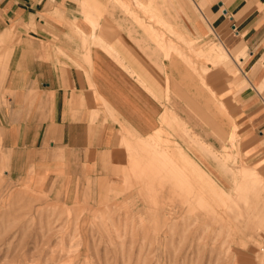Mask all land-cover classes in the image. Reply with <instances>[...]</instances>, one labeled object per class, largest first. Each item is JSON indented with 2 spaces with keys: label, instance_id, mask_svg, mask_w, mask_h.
I'll list each match as a JSON object with an SVG mask.
<instances>
[{
  "label": "rangeland",
  "instance_id": "rangeland-1",
  "mask_svg": "<svg viewBox=\"0 0 264 264\" xmlns=\"http://www.w3.org/2000/svg\"><path fill=\"white\" fill-rule=\"evenodd\" d=\"M182 1L172 22L192 39L186 45L196 58L193 67H208L206 81L224 93L220 100L235 127L211 102L203 103L200 95H209L190 63L174 53L164 59L142 27L114 10L100 19L97 32L125 33L163 73V83L167 78L156 129L126 150L123 169L107 168L65 199L63 183L47 171L10 173L0 127V264H264V151L244 150L234 112L248 86L244 64L229 60L236 83L228 88L229 68L213 67L207 57L214 45L194 50L221 43L230 51L227 39L216 31L198 37L193 22L209 20L207 6ZM1 51L0 42V57ZM2 63L0 111L6 104ZM167 112L173 123L166 122Z\"/></svg>",
  "mask_w": 264,
  "mask_h": 264
},
{
  "label": "crops",
  "instance_id": "crops-1",
  "mask_svg": "<svg viewBox=\"0 0 264 264\" xmlns=\"http://www.w3.org/2000/svg\"><path fill=\"white\" fill-rule=\"evenodd\" d=\"M182 2L0 0V62L6 92L0 127L2 148L10 155V173L47 171V176L63 183L64 198L70 199L80 184L98 181L107 168L123 169L126 150L135 149L138 139L156 129L167 78L163 83V73L125 33L97 32L102 27L100 19L108 20L114 10L142 27L164 59L174 53L190 63L209 95L208 99L200 95L203 103L209 106L211 102L233 129L220 100L224 93H216L206 81L208 67H193L196 58L186 45L192 39L172 22L183 11ZM198 2L207 6L209 20H194L196 35L205 36L208 31L216 35V31L227 39L231 50L221 43L194 50L205 52L214 45L207 57L213 67L229 68L228 88L236 83L229 60L244 64L248 86L239 92L235 120L244 150H250L248 154L264 151V0ZM168 36L184 44L188 53ZM167 113L166 122L173 123V114ZM204 144L202 150L218 156Z\"/></svg>",
  "mask_w": 264,
  "mask_h": 264
}]
</instances>
